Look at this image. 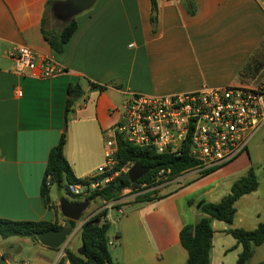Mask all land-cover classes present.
I'll use <instances>...</instances> for the list:
<instances>
[{
	"label": "crops",
	"instance_id": "obj_1",
	"mask_svg": "<svg viewBox=\"0 0 264 264\" xmlns=\"http://www.w3.org/2000/svg\"><path fill=\"white\" fill-rule=\"evenodd\" d=\"M61 1H52L44 14L46 0H0L2 218L65 225L59 196L52 199L48 191L45 202L40 194L48 150L63 131L62 154L72 173L79 178L94 173L103 161V132L119 118L122 101L130 93L169 95L203 86L254 87L264 82V0H191V13L187 0H154V21L149 18L150 0H94L73 14L76 27L62 49L55 51L41 29L57 30L69 15ZM56 7L60 12H54ZM13 44L31 47L38 61L52 60L63 70L51 75H42L38 67L18 71L5 54ZM70 82H77L82 93L66 110L64 124ZM90 82L105 87L90 88ZM248 167L244 151L207 174L179 175L165 184L160 196L127 201L135 203L128 211L116 203L122 206V216L108 237L112 260L184 264L179 228L202 214V200L216 201L223 195L212 196L222 177L238 169L243 174ZM109 208L104 216L108 222ZM215 226L225 232L227 225L211 221L209 264ZM14 236L35 244L33 264H54L66 246L52 248L27 235ZM8 257L0 251V264L25 263L10 262Z\"/></svg>",
	"mask_w": 264,
	"mask_h": 264
},
{
	"label": "built area",
	"instance_id": "obj_2",
	"mask_svg": "<svg viewBox=\"0 0 264 264\" xmlns=\"http://www.w3.org/2000/svg\"><path fill=\"white\" fill-rule=\"evenodd\" d=\"M6 56L14 60L18 71L38 67L42 75L61 72L58 63L37 60L34 50L23 44H13ZM17 93H20L17 90ZM264 121V82L254 87L238 85L203 86L200 89L169 95L130 93L122 101L119 118L103 132V161L95 172L82 182L67 184V190L79 200L91 190L107 183L113 175L127 171L131 163L113 169L117 162V140L138 146H150L157 153H185L193 163L178 175L164 179L157 172L152 183H139L133 194L150 190L156 184H166L183 174H202L233 160L246 149L254 131ZM168 171V169L166 170ZM131 188H122L116 199L101 201L92 213L109 208L127 195ZM122 211V206L116 207Z\"/></svg>",
	"mask_w": 264,
	"mask_h": 264
},
{
	"label": "trees",
	"instance_id": "obj_3",
	"mask_svg": "<svg viewBox=\"0 0 264 264\" xmlns=\"http://www.w3.org/2000/svg\"><path fill=\"white\" fill-rule=\"evenodd\" d=\"M52 1L46 0L44 14ZM188 12H193L194 7L191 0H187ZM156 6L154 0H150V21L155 19ZM54 12H60L59 7L54 8ZM65 15V14H64ZM62 14V16H64ZM43 20V15H42ZM76 27V21L73 14L65 15L61 20L57 30L46 31L41 29L42 37L48 45L55 51H60L64 42L71 35ZM103 84L90 82V88L97 90L104 89ZM82 93L77 82H70L66 89V99L64 104L63 123L65 124V113L72 101ZM63 124V126H64ZM64 142V132L59 135L57 142L50 147L47 153L43 176L40 184V194L45 202H48V191L51 184H55L58 189H62L72 200L79 198L67 190V184L72 182H82L83 179L76 177L62 154V145ZM117 162L113 169L119 168L124 163L139 161L142 165L148 167L147 171L131 182L128 179L126 171H120L113 175L104 185L91 189L83 198L97 200L99 206L101 201L116 199L120 195L122 188L135 187L139 183H152V179L157 172L170 178L178 175L182 170L189 167L193 160L185 153L176 155L171 153H157L150 146H138L129 144L120 138L117 140L116 151ZM168 169V171H166ZM214 170V169H213ZM212 170V171H213ZM212 171H206L207 174ZM256 180L250 167L245 173L235 178L229 185L228 191L216 201L202 200L199 204V210L202 214L192 223H184L178 231V240L180 245L186 251L184 264H209L208 252L211 246V221L212 219L222 220L226 223L224 229L235 240V244L240 245L233 264H246L251 255L253 246L260 244L264 240V218L259 220L253 228H242L231 226L235 213V200L255 189ZM153 189L136 194L135 201L146 200L151 197ZM160 196V195H159ZM107 208H102L92 213L79 226L80 242L84 245L83 254H78L67 246L62 249V254L54 264H120L112 260L108 251V237L106 230L108 221L105 219ZM65 224L71 228L75 222L65 218ZM62 225L48 220H15L0 217V236L7 237L11 235H27L32 240L37 241L35 233L49 228H60ZM252 264H264V260Z\"/></svg>",
	"mask_w": 264,
	"mask_h": 264
},
{
	"label": "rangeland",
	"instance_id": "obj_4",
	"mask_svg": "<svg viewBox=\"0 0 264 264\" xmlns=\"http://www.w3.org/2000/svg\"><path fill=\"white\" fill-rule=\"evenodd\" d=\"M49 11L47 12V15ZM246 153L249 159V167L254 173V177L256 180L255 189L239 196L235 202V214L233 217L234 227H242V228H253L259 220L264 218V121L261 125L254 131L246 144ZM243 170H237L233 174L222 177L219 181L218 186L212 192V196H220L227 192L229 180L234 176L242 174ZM163 174H160V178L164 179ZM165 186V184H156L151 194V197H157L161 193V189ZM134 189L124 190L123 193L127 195L124 199L117 202L123 204L122 206L128 211L132 207H134L135 203L128 204L127 201L134 200L135 194H133ZM65 195L66 198L70 199L67 194H64L62 189H58L56 185L53 183L50 185L49 196L53 198H57L60 195ZM98 204L97 200H91L86 208L82 211L79 220L83 219L89 212L96 209ZM125 204V205H124ZM116 204L113 202L110 205L108 210L109 212V222L108 228L106 230L107 237H110L115 232V221L118 217L122 216V213L116 210ZM185 209V208H184ZM182 209V210H184ZM78 221H76L75 226L70 231L67 239L64 243L67 247H70L73 251L76 252L77 248L80 246V238H79V229L77 227ZM221 223V222H216ZM117 245V241L115 243ZM36 246L32 243L23 242L19 240L17 236H0V251L4 252L10 260V262H18L22 261L24 264H33L32 256L34 255V250ZM108 250L111 251V246L108 244ZM240 250L239 245H235L234 238L227 233L226 231H222L218 229V226H215L214 234H213V251L211 253L212 263L211 264H233L236 258L238 251ZM264 260V240L258 244L253 246V250L251 255L248 257L246 264H252L257 261Z\"/></svg>",
	"mask_w": 264,
	"mask_h": 264
},
{
	"label": "water",
	"instance_id": "obj_5",
	"mask_svg": "<svg viewBox=\"0 0 264 264\" xmlns=\"http://www.w3.org/2000/svg\"><path fill=\"white\" fill-rule=\"evenodd\" d=\"M93 1L94 0H62L60 4L64 12L68 14H74L87 8ZM147 169L148 167L142 165L139 161H133L126 171L129 181H135L137 178L142 176L147 171ZM57 203L61 215L64 218L73 220L74 222L78 221L77 227H79L83 222V219L79 220V217L82 211L88 205L89 200L85 198L80 200H70L63 195H60L58 197ZM71 230L72 228L68 224H65L57 229L49 228L36 232L35 237L42 245L58 248L64 246L67 236ZM83 252L84 245L81 243L77 248L76 253L83 254Z\"/></svg>",
	"mask_w": 264,
	"mask_h": 264
}]
</instances>
